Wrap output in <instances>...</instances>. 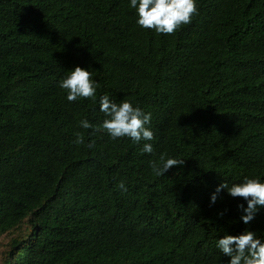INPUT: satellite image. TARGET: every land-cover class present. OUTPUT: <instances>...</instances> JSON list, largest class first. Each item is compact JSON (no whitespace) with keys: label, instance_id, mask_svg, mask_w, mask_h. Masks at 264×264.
Instances as JSON below:
<instances>
[{"label":"trees","instance_id":"trees-1","mask_svg":"<svg viewBox=\"0 0 264 264\" xmlns=\"http://www.w3.org/2000/svg\"><path fill=\"white\" fill-rule=\"evenodd\" d=\"M196 2L165 35L141 28L130 0H0L3 264H230L224 235L264 242V207L246 225L247 201L211 202L222 182H264V0ZM76 66L94 99L58 87ZM105 94L151 113V154L80 126L103 122ZM162 154L185 163L157 176Z\"/></svg>","mask_w":264,"mask_h":264},{"label":"clouds","instance_id":"clouds-1","mask_svg":"<svg viewBox=\"0 0 264 264\" xmlns=\"http://www.w3.org/2000/svg\"><path fill=\"white\" fill-rule=\"evenodd\" d=\"M130 7L135 9L138 15L137 24L144 29L154 30L157 34L172 35L181 29L183 25L190 24L198 13L196 0H130ZM58 87L66 90L69 102L79 98L94 99L99 84L92 79V73L80 66L68 71L62 78ZM100 111L105 114L103 122L96 126L87 119L80 121L84 129L106 131L112 140L130 138L134 143L146 141L142 152L151 154L153 145L147 141L154 140V133L147 127L151 121V113H145L139 106H134L128 99H122L119 103L110 99L108 94L100 97ZM75 144L84 143L83 134L75 133ZM94 142L88 147H94ZM185 160L167 157L162 154L159 162L151 161L150 167L157 176L164 175L175 166H183ZM117 187L122 192H127L123 181ZM221 190H226L233 198H242L247 201V207L238 205L244 215L241 220L249 224L254 219L259 207H264V182L259 178L245 177L242 182L229 185L222 182L211 196V202L217 201ZM221 217L223 213H220ZM216 247L229 256L230 264H264V242L257 238L253 231L245 230L240 235H224L217 240Z\"/></svg>","mask_w":264,"mask_h":264},{"label":"rangeland","instance_id":"rangeland-1","mask_svg":"<svg viewBox=\"0 0 264 264\" xmlns=\"http://www.w3.org/2000/svg\"><path fill=\"white\" fill-rule=\"evenodd\" d=\"M27 225H28V223L25 222L21 226L20 231L23 233L29 231V227ZM11 239H12L11 234H8V235L4 234L3 236L0 237V264H3V261L7 257L8 252L10 251Z\"/></svg>","mask_w":264,"mask_h":264}]
</instances>
